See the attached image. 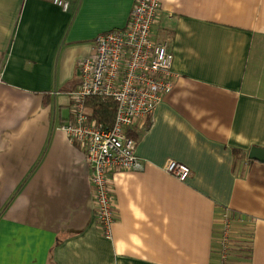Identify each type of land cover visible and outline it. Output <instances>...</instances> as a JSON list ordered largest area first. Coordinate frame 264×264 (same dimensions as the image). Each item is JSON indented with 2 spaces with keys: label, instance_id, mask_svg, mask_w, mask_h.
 <instances>
[{
  "label": "crops",
  "instance_id": "1",
  "mask_svg": "<svg viewBox=\"0 0 264 264\" xmlns=\"http://www.w3.org/2000/svg\"><path fill=\"white\" fill-rule=\"evenodd\" d=\"M70 1L63 14L0 0V264H213L223 212L243 216L248 264H264V164L248 157L264 148V0H160L154 36L170 40L177 80L129 130L145 168L112 177L110 238L86 151L61 128L77 64L126 27L136 0ZM169 160L191 168L187 182Z\"/></svg>",
  "mask_w": 264,
  "mask_h": 264
},
{
  "label": "built area",
  "instance_id": "2",
  "mask_svg": "<svg viewBox=\"0 0 264 264\" xmlns=\"http://www.w3.org/2000/svg\"><path fill=\"white\" fill-rule=\"evenodd\" d=\"M45 1L58 6L63 14L72 8L70 0ZM162 9L160 0H136L125 28L97 37L93 56L77 64L80 84L71 93L73 118L61 128L86 151L96 218L107 238L117 218L112 177L145 168L129 130L154 115L177 80L170 40L154 36L157 22L164 16ZM91 98L116 104L112 126L94 118L86 103ZM163 169L182 183L192 174L190 167L174 160L165 163ZM232 224L229 213L223 212L216 264L230 262Z\"/></svg>",
  "mask_w": 264,
  "mask_h": 264
},
{
  "label": "trees",
  "instance_id": "3",
  "mask_svg": "<svg viewBox=\"0 0 264 264\" xmlns=\"http://www.w3.org/2000/svg\"><path fill=\"white\" fill-rule=\"evenodd\" d=\"M80 84V80L78 79L77 81V85ZM76 85V86H77ZM87 108L89 110H92L94 118H97L100 122H104L106 123V125H110L112 126L115 122V117H116V104L114 102L111 101H103L101 99H96V98H91L89 99L87 102ZM148 129H149V125ZM234 156H235V160L238 161L239 159H242V155L241 152L238 150L234 151ZM242 217L240 214H237L235 212H231L230 218L233 221V231H237L238 235L235 237H232V242H233V250H232V255L230 257V262H228V264H243V263H249L250 262V250H249V243H250V236L252 233H250L248 231V229L246 230V228H248V226L244 227V225H242ZM243 228H245V233L246 235L244 236L243 234ZM220 235V227L219 229H216L215 231V237L213 238L215 240L214 243V249H215V253H214V262L213 264L217 263V256H218V250H219V242H218V237ZM234 235V234H233ZM245 237V239L243 240V238L241 237ZM249 236V237H248ZM239 241H236V239ZM243 251H247L245 252L246 255L242 254Z\"/></svg>",
  "mask_w": 264,
  "mask_h": 264
},
{
  "label": "water",
  "instance_id": "4",
  "mask_svg": "<svg viewBox=\"0 0 264 264\" xmlns=\"http://www.w3.org/2000/svg\"><path fill=\"white\" fill-rule=\"evenodd\" d=\"M249 160L256 161L264 164V148L262 147H252L249 152Z\"/></svg>",
  "mask_w": 264,
  "mask_h": 264
}]
</instances>
